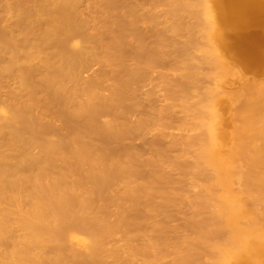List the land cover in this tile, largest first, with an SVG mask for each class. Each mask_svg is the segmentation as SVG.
Returning <instances> with one entry per match:
<instances>
[{
    "label": "bare ground",
    "instance_id": "bare-ground-1",
    "mask_svg": "<svg viewBox=\"0 0 264 264\" xmlns=\"http://www.w3.org/2000/svg\"><path fill=\"white\" fill-rule=\"evenodd\" d=\"M252 26L264 0H0V264H264V83L214 40ZM234 46L264 73V31Z\"/></svg>",
    "mask_w": 264,
    "mask_h": 264
},
{
    "label": "rangeland",
    "instance_id": "rangeland-1",
    "mask_svg": "<svg viewBox=\"0 0 264 264\" xmlns=\"http://www.w3.org/2000/svg\"><path fill=\"white\" fill-rule=\"evenodd\" d=\"M264 31L261 27L252 26L245 29H223L221 31L220 36L216 38L214 37L215 41L217 42L220 50L223 54L229 59L228 61L233 66V74L225 80L229 89L231 90H239L242 86L247 84H262L264 83V73L256 72V71H249L246 66L238 62L237 59L239 58V54L237 49L235 48V39L237 38L238 34H245L249 32H259ZM157 77V72L154 73ZM142 91H146L150 84L149 82L145 81L141 85ZM162 89H160V93ZM228 116V112L225 111V117ZM175 130V129H174ZM176 131V130H175ZM134 144L143 148L145 146L144 140L141 138H136L132 141ZM177 221H172L173 224H176Z\"/></svg>",
    "mask_w": 264,
    "mask_h": 264
}]
</instances>
